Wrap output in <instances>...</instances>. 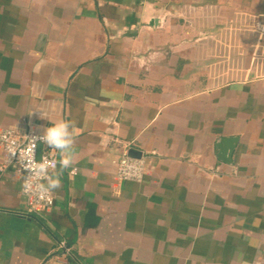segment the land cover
<instances>
[{"label":"crops","instance_id":"obj_1","mask_svg":"<svg viewBox=\"0 0 264 264\" xmlns=\"http://www.w3.org/2000/svg\"><path fill=\"white\" fill-rule=\"evenodd\" d=\"M59 119L50 209L0 144V264H264V0H0V131Z\"/></svg>","mask_w":264,"mask_h":264},{"label":"clouds","instance_id":"obj_2","mask_svg":"<svg viewBox=\"0 0 264 264\" xmlns=\"http://www.w3.org/2000/svg\"><path fill=\"white\" fill-rule=\"evenodd\" d=\"M44 61L38 62L34 71L38 72L43 66ZM42 119L48 120V115L40 111ZM73 125L70 121L59 119L52 122L51 126L45 128L39 136H33L30 145L23 151L20 163L22 167L30 171V175L23 177L22 191L25 195L31 196L38 193L41 199L49 198L54 190L61 187L60 175L64 170L75 169L72 167L76 162V153L74 151ZM43 141L50 149L56 150L60 159H47L43 157L41 162L34 159L35 142ZM11 154H16L15 148H11ZM59 165V169L57 168ZM50 203V198L48 199Z\"/></svg>","mask_w":264,"mask_h":264},{"label":"built area","instance_id":"obj_3","mask_svg":"<svg viewBox=\"0 0 264 264\" xmlns=\"http://www.w3.org/2000/svg\"><path fill=\"white\" fill-rule=\"evenodd\" d=\"M41 133L37 132H26L23 134H19L13 128H5L0 131V144L3 149V166L14 165L20 175L23 177L30 175V171L26 170L22 167L20 160L22 159L23 151L30 145L31 138L33 136H39ZM43 144L41 157L38 158V146L39 144ZM15 148L17 151L16 154H11L10 149ZM43 157L47 159H56L59 160L56 151L54 149H50L43 141L37 140L35 142L34 149V159L36 162H41ZM59 165H57L58 168ZM75 172L70 170L71 173H76L77 168H74ZM146 172V160L144 157H132L127 152H125L117 161V169H116V177L119 181H136L141 182L144 179ZM23 193V191H22ZM26 202L29 210L31 211H40L50 209L55 205L56 196L52 192L50 194L51 202H48L49 198L41 199L39 194H32L31 196L25 195Z\"/></svg>","mask_w":264,"mask_h":264},{"label":"water","instance_id":"obj_4","mask_svg":"<svg viewBox=\"0 0 264 264\" xmlns=\"http://www.w3.org/2000/svg\"><path fill=\"white\" fill-rule=\"evenodd\" d=\"M237 142L236 137H221L217 142V155L218 158L224 162H231L232 161V153L235 148ZM43 149V144L40 143L38 146V158L41 157ZM130 156L132 157H141V152H138L136 149H131Z\"/></svg>","mask_w":264,"mask_h":264}]
</instances>
